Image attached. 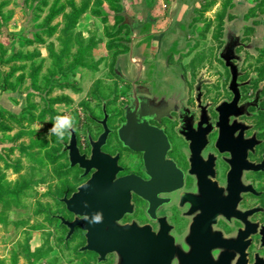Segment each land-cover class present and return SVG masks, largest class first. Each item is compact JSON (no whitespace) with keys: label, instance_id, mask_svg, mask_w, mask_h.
<instances>
[{"label":"rangeland","instance_id":"rangeland-1","mask_svg":"<svg viewBox=\"0 0 264 264\" xmlns=\"http://www.w3.org/2000/svg\"><path fill=\"white\" fill-rule=\"evenodd\" d=\"M0 1L7 3L1 11L7 19L0 17V46L9 52L39 53L32 61L0 67L2 74H7L14 67L22 68L8 81L14 89L0 91V170L4 174L0 180V193L16 191L25 184L29 185L20 198V207L12 206L4 210L0 203V215L8 223H0V264H88V258L76 252L78 247L74 243L68 246L63 244V230L52 218L64 208L56 198H62L65 186L74 188L80 183L78 172L66 168L67 158L61 153V145L67 143L68 133L63 140H59L47 134L55 118L53 121L47 118L45 122L29 124L27 117L32 114L37 118L50 98L70 99L69 104H58L54 108L57 106L55 110L60 115L75 118L74 130L79 138V146L83 148L85 130L96 129L88 116L100 117L103 105L90 94L92 87L95 90L93 93L101 90L105 96H119L107 106L109 111L118 110L125 85L113 73L112 65L124 48L112 43L132 39V34L128 33V20L117 15L121 9L140 24L146 21V17L157 20L153 30L161 33L162 51L156 56L159 64H151L147 73L148 82L144 83L154 84L158 92H168L177 83L172 75L180 69H184L188 81L190 72L194 71L198 79L211 82L219 80V83H223L227 73L218 55L229 35L248 46L236 52L239 57L237 67L245 72L244 79L254 78V88L258 81L261 82L260 86H264V0H196L198 4L193 7V19L188 28L190 31L194 28L193 34L187 35L189 48L182 54L181 62L175 65L172 61L167 63V59L164 62L161 60L162 52L173 46H178L179 51L185 48L182 34L174 35L176 20L167 26L173 0H115L113 5L101 0L103 14L109 16L105 23L89 14L94 8V0H46L45 3L43 0ZM53 6H62L66 14L70 12V6L85 8V13L76 21L74 32L84 40L91 38L97 42L92 51V63H97L94 71L78 67L65 73L67 82L79 89L80 95L77 96H69L76 94L71 89L57 87L48 92L49 88L42 81L52 68L47 47L53 44L55 52L60 49L57 38L65 22L63 15H58L49 26L44 23ZM113 16L116 18L113 19ZM46 26H56L55 32L48 35ZM150 27H153L151 23L144 26L145 29ZM36 37L42 41H36ZM75 52L76 48H73L66 56V65L71 63ZM31 64L40 67L39 83L33 87L28 79ZM21 76L24 77L23 82L19 81ZM50 79L57 83L61 81V75L57 73ZM247 93L252 94L253 91L247 90ZM7 113L15 117L11 118ZM21 116L23 119L18 122L16 118ZM258 126L264 130V115L260 116ZM260 150L264 151V146ZM6 165L10 168H6ZM254 183L257 188L264 190V174L255 176ZM261 202L264 204V197ZM26 250L35 252L37 256L29 258Z\"/></svg>","mask_w":264,"mask_h":264},{"label":"flooded vegetation","instance_id":"flooded-vegetation-1","mask_svg":"<svg viewBox=\"0 0 264 264\" xmlns=\"http://www.w3.org/2000/svg\"><path fill=\"white\" fill-rule=\"evenodd\" d=\"M193 30L190 34H193ZM246 47L232 35L228 36L218 55L227 73L223 83L198 79L192 72L188 81L182 69L180 74L173 73L172 78L177 83L168 92H158L154 84L139 81L141 76L133 78L138 80L135 96L139 106H142V111H137L133 117L162 131L168 144L164 160L158 159V147L156 158L149 162V169L146 168L143 153L129 150L119 140L118 129L125 124V109L134 95L128 83L131 76L119 72L115 66L114 74L125 85L118 110L103 112L101 109L100 117L88 116L96 129L85 130L83 148L79 146L77 132L73 130L80 154L90 159L94 151L92 145L104 133L101 122L106 115L108 134L100 152L110 160L115 159L117 172L103 176V180H111V184H105V190L126 196L128 188L136 189V192L128 190L131 211L124 213L117 225L135 224L147 230L148 235L172 238L174 246L184 258H223L228 264H241L242 261L254 264L256 258L264 259L261 244L264 238V204L261 202L264 190L254 183V177L264 172L249 169L250 165L264 161V151L260 150L264 146V130L258 126L260 116L264 115V98L260 96L261 93L256 96L260 82L254 88V78L244 79L245 72H241L239 67L233 68L239 62L237 50ZM222 53L227 64L220 59ZM182 56L163 54L162 61L167 59V63L172 61L175 65L179 64ZM233 69H236L238 76L236 86L230 87ZM247 90L253 93L248 94ZM235 94L236 103L229 106ZM220 106H223L221 115L217 111ZM135 131L144 142L142 134H139L143 130L135 128ZM70 135L71 131L67 143L61 145V153L66 155V168L78 172L80 183L74 188L65 186L62 198H56L64 208L52 218L63 230V244L68 246L74 243L78 247L76 252L88 258V264H117L119 256L116 253L107 254L103 261L98 262L99 257L94 251L80 252L79 249L86 245L85 232L76 227L67 238L68 228L58 219L62 217L68 222L75 220L76 217L66 210L62 200L69 199L95 173L90 168L89 173L83 176V171L77 166L69 167L68 151L63 149L69 144ZM145 146L149 147L146 143ZM240 159L247 169L241 172L239 187L237 183L233 185L236 177L233 178L232 165ZM122 180L125 183L119 182ZM179 182L181 184L177 187ZM109 201L116 211L120 204H125L121 198ZM143 235L145 233L140 236L142 241ZM145 237L147 239L148 236ZM139 251L138 258H158L149 246ZM171 262L177 264L178 261Z\"/></svg>","mask_w":264,"mask_h":264},{"label":"water","instance_id":"water-1","mask_svg":"<svg viewBox=\"0 0 264 264\" xmlns=\"http://www.w3.org/2000/svg\"><path fill=\"white\" fill-rule=\"evenodd\" d=\"M121 16L128 20V26L131 29V34L137 26V22L128 17L126 12H121ZM233 50V48H232ZM225 52V49L222 51ZM223 53L220 54V59L227 64L226 59L223 57ZM119 59L117 58L116 65ZM116 65H114L116 67ZM237 68V65L233 68ZM238 72L236 69L231 70L230 87L235 85ZM138 80H128L131 85V103L125 109L126 121L118 129L119 140L124 147L129 148L134 152L143 153V159L146 168L149 169V162L156 158V150L159 147L158 159L163 161L164 155L167 149V140L162 131L157 130L154 127H150L146 121L140 123L137 118L133 117L137 111H142V106H139V100L135 96ZM262 86L256 92V96H259ZM237 95L233 99V102L229 105L232 106L236 103ZM223 106L217 108V111L222 114ZM103 112L106 111L105 103L102 105ZM104 128V133L99 137L98 141L93 146L92 155L90 159H87L84 155H81L76 143V137L71 131L69 144L64 147V151H68L69 167H78L83 171V176H86L90 168L95 170L92 178L84 185L80 186L76 193H74L69 199L64 198L62 201L65 204L66 210L72 213L76 218L73 222L65 221L62 217H58L60 222L68 228V236L73 234L74 229L79 227L85 232L86 245L79 249L80 252L94 251L99 259L98 262L103 261L105 256L110 253H116L119 258L117 264H172L171 261H178L177 264H228L223 258L214 260L212 258H184L179 249L174 246L173 239L163 236H151L146 232L147 230L136 227L135 224L119 226L117 221L126 212L131 211L129 205V193L128 190L132 189L136 192L135 188H128L126 196L118 193H109L105 190V184H111V180H103V176L114 175L117 170L115 168V159L110 158L100 152L101 146L105 143V139L108 134V128L106 125V115L101 122ZM220 125V124H219ZM135 128L142 129L139 131L144 142H142L136 135L138 133ZM133 132V133H132ZM135 133V134H134ZM152 135V136H151ZM148 136V137H147ZM151 136V137H149ZM146 137V139H145ZM148 145L149 147L145 146ZM148 143V144H147ZM160 146L162 148L160 149ZM100 160V162L98 161ZM247 169L246 164L242 162V159L238 160L235 165H232L233 178L236 177L234 184H238L240 187V175L242 170ZM249 169L255 172H264V161L261 164L250 165ZM125 183L124 180L119 181ZM177 184V187L180 186ZM232 186V185H231ZM252 191V189H251ZM256 194V193H255ZM121 198L125 204H120L114 210V205L110 203V199ZM237 201V199H236ZM99 213L102 216L100 222H90L94 214ZM217 215V214H216ZM143 235V241L140 239ZM145 236H148L147 239ZM141 240V241H140ZM261 244L264 247V238L261 240ZM149 246L153 248V255L158 258H138L140 255V249ZM174 255L178 258H172ZM240 264V263H238ZM241 264H245L242 261ZM254 264H264V259L256 258Z\"/></svg>","mask_w":264,"mask_h":264},{"label":"trees","instance_id":"trees-1","mask_svg":"<svg viewBox=\"0 0 264 264\" xmlns=\"http://www.w3.org/2000/svg\"><path fill=\"white\" fill-rule=\"evenodd\" d=\"M44 1H46V0H43V3H45ZM105 1H107L110 5L111 4L113 5L115 0H105ZM6 4H7L6 1H0V17L3 19H5L6 17L4 16L3 12H1V11H3V8ZM93 5H94V8L89 11V14L92 17H94V19L100 20L103 23L107 22L109 20V16L107 14H103L104 10H102L103 9L102 8V1L101 0H94ZM61 7L56 8L53 6L49 10V14L47 15V17L44 21V23L49 26L50 22L53 19H55L56 16L63 15L65 22H64V25L62 26L61 30L59 31V38H57L58 39L57 41L60 45V49L57 52H55L53 49V44H49V46L47 47L49 49L50 58L52 59V66H51L52 68L48 72V76L43 78L42 81L44 82V85L47 86V88H49L48 92L51 91L52 88L57 87L60 89H63V88L64 89H71L74 93H79L78 88L73 87L72 84L67 82L66 79H68V78H67L65 73H66V71H71L72 69L78 68V67L91 69L92 71H94L97 63L96 62L92 63V51L95 49L97 42H94L93 40H91V38H90V40H84L80 34H75V32H74L76 21L79 19V17L83 13H85V11H86L85 8H75L73 6H70V12L66 14V13H64L63 8H61ZM124 11H125L124 9H121V12H124ZM121 12L118 13L117 15L120 16V18L124 19L121 16ZM114 18H116V17L113 16V19ZM117 18H119V17H117ZM127 28H128V33L131 34V29L128 25H127ZM55 30H56V26H53L50 28H47V26H46V32L48 31V35H52L55 32ZM36 41L41 42L42 40H40L36 37ZM129 41L128 42L117 41V42H114L112 44H115L116 46H121L122 48H124V51L122 53H120V54H124L129 50V48H128ZM28 43L30 44L32 42H28ZM73 48H76L75 55L73 56L71 63L66 65L64 63V59L66 58L67 55L70 54V52ZM120 54H118V55H120ZM262 54H264V50L262 51ZM118 55H117V57H118ZM35 56H39V53L38 52L22 53V52H18V51L9 52L8 50H6L0 46V67L7 65V64L15 63V62L25 63L28 61H32ZM116 58H115L114 63L112 65L113 67L116 64V61H117ZM196 66L198 67V65H196ZM30 68H31V72L28 75V79L30 80L32 87L37 86L39 83L38 72L40 71V67H39V65L35 66L34 64H31ZM21 69H22L21 67H18V68L14 67V68L10 69V71L7 74H2V72L0 71V91H6V90L11 91L14 89L13 86H10L8 81L14 75V73L16 71L21 70ZM57 73L61 75V81H59L57 83L52 82V80L50 78L55 76V74H57ZM192 74L195 75L194 71L192 72ZM23 80H24V77L21 76L19 78V81L23 82ZM259 82L260 81L256 82V86ZM93 90H94V87H92V90H90V94H92V96L94 98H96L97 101L101 102L102 104L105 103L106 110H107L108 104H110L111 101L116 99L115 97L119 98V96H115L114 98H111V96H105L104 94H102L101 90L93 93ZM124 92H125V90L122 93H124ZM260 93H261L260 96H262L264 98V86H262ZM70 102H71V100L68 98H65V97L50 98L46 102L45 108L40 112V114H39V116H37V118H34L32 114H28L27 122L29 124H32L35 121L41 123V122H45V120L47 118L49 121H53V119L57 115H60L58 112H56V110L54 109V106L58 105V104H69ZM7 115L11 118L15 117L12 114L7 113ZM21 119H23L22 116L20 118L19 117L16 118V120L18 122H20ZM5 167L10 168L9 165H6ZM3 177H4V174L0 170V180ZM28 187H29V185L25 184L24 186H21L16 191L4 192L2 194L0 193V203L2 205V208L4 210H8L12 206L15 208L20 207V198L24 193V189L28 188ZM0 223L3 225L8 224L2 215H0ZM26 255L31 259L34 258L35 256H37L35 252H30V250H26ZM36 258H39V257H36Z\"/></svg>","mask_w":264,"mask_h":264},{"label":"crops","instance_id":"crops-1","mask_svg":"<svg viewBox=\"0 0 264 264\" xmlns=\"http://www.w3.org/2000/svg\"><path fill=\"white\" fill-rule=\"evenodd\" d=\"M198 4L196 0H173L171 2L170 11L168 13V25H172L173 20H176V30L174 35L182 34L183 41L185 43V48L183 51L178 50V46H173L170 50L162 52L163 54H170L174 57H179L184 54L185 51L189 48V43L187 41V35H189L190 30L189 24L191 23L193 16L192 12ZM143 24L137 23V26L132 34V39L128 45L129 53L126 55H120L118 57L119 61L115 68L119 69V72L124 75L131 76L130 80H134L136 75L141 76L140 78L143 83L148 82L147 73L151 67V64H159V58H156L158 54L161 53V36L158 34V31H154L153 28L157 20L150 19L146 17ZM147 23H151L153 27L144 28ZM161 30V29H160ZM175 45V44H172ZM148 53H147V52ZM162 60V59H161ZM162 63V61H161ZM179 69V67H177ZM182 70V69H181ZM181 70L178 73H181ZM177 73V72H176ZM77 94H71L69 96H77ZM57 106L54 108L56 109Z\"/></svg>","mask_w":264,"mask_h":264},{"label":"clouds","instance_id":"clouds-1","mask_svg":"<svg viewBox=\"0 0 264 264\" xmlns=\"http://www.w3.org/2000/svg\"><path fill=\"white\" fill-rule=\"evenodd\" d=\"M75 129V118L68 115H57L51 128L48 130V135H54L59 140H63L65 135ZM39 131V128L37 129ZM101 214L96 213L92 216L90 222H100Z\"/></svg>","mask_w":264,"mask_h":264}]
</instances>
